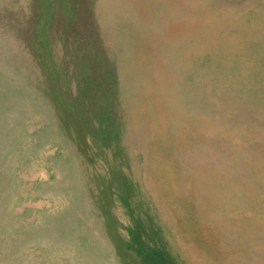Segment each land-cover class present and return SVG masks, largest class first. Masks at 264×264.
<instances>
[{
  "label": "rangeland",
  "instance_id": "rangeland-1",
  "mask_svg": "<svg viewBox=\"0 0 264 264\" xmlns=\"http://www.w3.org/2000/svg\"><path fill=\"white\" fill-rule=\"evenodd\" d=\"M137 236L264 264V0H0V264H147Z\"/></svg>",
  "mask_w": 264,
  "mask_h": 264
},
{
  "label": "bare ground",
  "instance_id": "bare-ground-1",
  "mask_svg": "<svg viewBox=\"0 0 264 264\" xmlns=\"http://www.w3.org/2000/svg\"><path fill=\"white\" fill-rule=\"evenodd\" d=\"M208 19V18H207ZM190 30H192V29H190ZM259 108V107H258ZM209 124V123H208ZM145 126V125H144ZM199 127V126H198ZM187 170V169H186ZM185 172V171H184ZM186 178H187V176H186ZM186 178H184V179H181L182 181H183V183H186ZM143 181V180H142ZM146 181V180H145ZM196 182V181H195ZM220 187H221V185H220ZM221 189V188H220ZM197 191H195L196 192V194H195V196H194V198H196V197H198L197 198V200H198V204H201L203 207H201V209H203V210H205L206 208H208V206L209 205H213V206H215V205H217L219 208H218V210H217V212H215V213H212L211 212V215H210V212L208 211V215H207V213H206V211H204V216H207V218H209L210 216L212 217L211 219H207V221H209V220H214L215 219V227H225L228 223L227 222H225L226 220L225 219H223V216H222V212H223V209L224 208H226V207H228L227 205H226V201H227V199H226V196L225 195H218V194H216V193H214V192H212V191H210V188H208L207 190H205V191H202L200 188H197L196 189ZM222 190V189H221ZM232 190V189H231ZM221 194V193H220ZM202 201V202H201ZM210 215V216H209ZM199 218H201V217H199ZM246 218H247V216H246ZM248 219V218H247ZM214 223V222H213ZM212 223V224H213ZM202 224H204V223H202ZM207 224H208V227L207 228H209L210 227V223H208L207 222ZM236 223H234V225H235ZM238 226H242V225H238ZM231 228V227H230ZM242 228H245V227H242ZM212 229V228H211ZM211 233L208 229H205L204 230V233H206V236H207V239H209L208 241L210 242H214V238L210 235L209 236V233ZM228 234H230V233H228ZM232 235V234H231ZM221 238H222V236H221ZM210 242V243H211ZM210 244L211 246H213V244ZM219 243V242H218ZM225 244V243H224ZM209 245V244H208ZM221 246H222V244H221ZM214 247V246H213ZM197 248V247H196ZM214 252H216V249L215 248H213L212 249ZM262 250V249H261ZM234 257V256H233ZM253 259H254V257H253ZM232 260V259H231ZM230 260V261H231ZM241 260V259H240ZM234 263V262H233ZM243 264V263H242Z\"/></svg>",
  "mask_w": 264,
  "mask_h": 264
},
{
  "label": "trees",
  "instance_id": "trees-1",
  "mask_svg": "<svg viewBox=\"0 0 264 264\" xmlns=\"http://www.w3.org/2000/svg\"><path fill=\"white\" fill-rule=\"evenodd\" d=\"M135 251L147 264H176L165 251L157 245H145L139 236L133 238Z\"/></svg>",
  "mask_w": 264,
  "mask_h": 264
}]
</instances>
